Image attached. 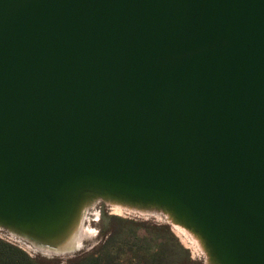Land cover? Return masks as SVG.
I'll return each mask as SVG.
<instances>
[{
	"label": "water",
	"instance_id": "water-1",
	"mask_svg": "<svg viewBox=\"0 0 264 264\" xmlns=\"http://www.w3.org/2000/svg\"><path fill=\"white\" fill-rule=\"evenodd\" d=\"M97 200L264 264V0H0V228L71 253Z\"/></svg>",
	"mask_w": 264,
	"mask_h": 264
},
{
	"label": "trees",
	"instance_id": "trees-1",
	"mask_svg": "<svg viewBox=\"0 0 264 264\" xmlns=\"http://www.w3.org/2000/svg\"><path fill=\"white\" fill-rule=\"evenodd\" d=\"M102 240L66 264H202L192 258L169 226L150 225L104 214ZM0 264H59L36 259L0 239Z\"/></svg>",
	"mask_w": 264,
	"mask_h": 264
},
{
	"label": "rangeland",
	"instance_id": "rangeland-1",
	"mask_svg": "<svg viewBox=\"0 0 264 264\" xmlns=\"http://www.w3.org/2000/svg\"><path fill=\"white\" fill-rule=\"evenodd\" d=\"M113 206L108 204L102 200L96 201L92 203L87 209L82 223L80 226L82 230H84V236L81 241V246L77 250L66 253V254H49L44 253L31 242L22 237H19L9 230L0 228V239L13 244L22 250H24L28 255L36 259L42 260H50L53 262H57L59 264H66L73 260H75L79 256H83L84 254L89 253L92 251L97 245L100 244L102 237H101V230H102V221L101 218L104 214L109 216L120 217L123 219L134 220L137 222H144L150 225H158V226H169L174 234L179 238L180 242L190 250L191 256L194 260L202 262V264H209L208 257L205 251L201 250L199 247L195 248L192 245V242L189 240L184 241L182 237L178 234L176 225H174L164 214L152 211L147 213L137 212H116L112 209ZM175 226V227H174ZM80 228V230H81ZM178 234V235H177ZM181 237V238H180ZM23 243V244H22ZM28 246V247H26ZM196 249V250H195ZM30 250V251H29ZM197 251V252H196Z\"/></svg>",
	"mask_w": 264,
	"mask_h": 264
},
{
	"label": "bare ground",
	"instance_id": "bare-ground-1",
	"mask_svg": "<svg viewBox=\"0 0 264 264\" xmlns=\"http://www.w3.org/2000/svg\"><path fill=\"white\" fill-rule=\"evenodd\" d=\"M97 201H99V200H97ZM96 202V201H95ZM94 203V202H93ZM92 204V203H91ZM90 204V205H91ZM90 205H88L87 207H85L84 209H83V212H82V215H81V218H80V226H82L81 225V223H82V220H83V217H84V215H85V213H86V211L88 210L87 208L90 206ZM113 206V210H115L116 212H125V211H129V212H137V211H139V212H141V213H147L148 211H143V210H138V209H132V208H125V207H123V206H121V205H116V204H114V205H112ZM149 213V212H148ZM83 224V223H82ZM79 226V228H78V230H76L75 232H74V234H72V240H71V244H70V246H69V251L68 252H72V251H74V250H77L78 248H80V244H81V241H82V238H83V236H84V230H82V228ZM175 227V226H174ZM80 228H81V230H80ZM176 230H177V232H178V234L182 237V239L184 240V241H186V240H190L191 242H192V245L195 247V248H200L201 250H203V247H201V245H200V243L198 242V240H196L188 231H186V230H184L183 228H181V227H179V226H176V228H175ZM177 234V235H178ZM180 237V238H181ZM188 240V241H189ZM31 242V241H30ZM34 245H35V247H37L38 249H40L41 251H43L44 253H49V254H51V252H56L57 254H61V253H59L56 249H51V248H48V247H45V246H43V245H39V244H35L34 242H32ZM23 244V243H22ZM26 247H28V246H26ZM198 248V249H199ZM196 250V249H195ZM30 251V250H29ZM204 251V250H203ZM197 252V251H196ZM68 254V253H67Z\"/></svg>",
	"mask_w": 264,
	"mask_h": 264
}]
</instances>
